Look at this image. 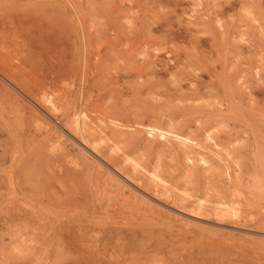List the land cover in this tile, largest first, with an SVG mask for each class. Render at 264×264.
Returning a JSON list of instances; mask_svg holds the SVG:
<instances>
[{"label":"rangeland","instance_id":"374dc122","mask_svg":"<svg viewBox=\"0 0 264 264\" xmlns=\"http://www.w3.org/2000/svg\"><path fill=\"white\" fill-rule=\"evenodd\" d=\"M0 264H264V0H0Z\"/></svg>","mask_w":264,"mask_h":264},{"label":"bare ground","instance_id":"6f19581e","mask_svg":"<svg viewBox=\"0 0 264 264\" xmlns=\"http://www.w3.org/2000/svg\"><path fill=\"white\" fill-rule=\"evenodd\" d=\"M49 102V103H48ZM53 101H51L49 98H46V103H48V105H50ZM58 103V102H57ZM58 105H56L55 103L52 104V109L55 111H58L59 108L57 107ZM56 113V112H55ZM53 115V114H52ZM54 118V117H53ZM51 122V121H50ZM92 119L89 115L85 114L84 112H78L75 113V115L73 116L72 119V123L74 125V128H76L82 135H84L85 133V128L87 126L88 123H91ZM92 124V123H91ZM139 167V165L137 166ZM140 168V167H139ZM158 178V177H156ZM159 181H163L162 179H158ZM164 182V181H163ZM223 209L234 215V216H238L240 214H242L243 208L240 205H227L225 204V206L223 207ZM224 211V212H225ZM223 212V211H221ZM222 214V213H221ZM223 215V214H222ZM229 217V216H228Z\"/></svg>","mask_w":264,"mask_h":264}]
</instances>
